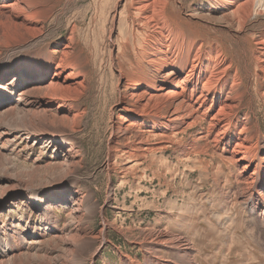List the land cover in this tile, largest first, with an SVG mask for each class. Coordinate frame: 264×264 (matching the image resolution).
Here are the masks:
<instances>
[{"label":"bare ground","instance_id":"1","mask_svg":"<svg viewBox=\"0 0 264 264\" xmlns=\"http://www.w3.org/2000/svg\"><path fill=\"white\" fill-rule=\"evenodd\" d=\"M218 1L225 10L221 19L227 21L223 31L242 33L247 20L240 12L252 11L256 0ZM61 2L0 0V54L14 47L42 46L46 24ZM167 5V0H129L128 18L132 26L135 23L134 33L142 46L131 54L137 67L131 76L123 74L121 67L117 70L124 90L118 93L120 112L110 126L104 168L112 167L113 158L124 160L123 180L129 169L135 170L151 155L174 145L185 160L209 153L226 168H236L231 182L216 168L211 174L222 202L215 230L224 236L222 246L229 252L235 250L234 254L251 260L254 244L264 250V134L259 126L247 127L251 111L242 109H252L253 101L244 103L248 85H242L243 79L255 80L256 94L263 99L258 105L264 110V28L236 55L218 38L186 30L188 21L172 17ZM186 18L191 22L196 17L189 14ZM76 30L72 23L65 38L18 61L0 58V175L8 178L0 186V216H8L0 218V264H94L106 243L111 225L91 191H80L75 180L67 184L66 179L58 181L56 189L33 187L23 181L18 165L6 154L16 144L31 150L52 149L60 160L62 177L80 166L82 158L72 135L84 116L80 100L86 94L89 59L80 48ZM196 127L199 130L183 141L187 131ZM229 183L232 190L227 188ZM234 200L236 213L246 215L250 232L246 243L230 235L235 217L228 214L227 206ZM62 207L67 214L61 222L56 210ZM94 215L102 219L95 234L86 231ZM189 224L179 221L171 231L140 230L139 245L145 250L142 264H196L198 251L184 232ZM121 263L137 264L126 256Z\"/></svg>","mask_w":264,"mask_h":264},{"label":"rangeland","instance_id":"2","mask_svg":"<svg viewBox=\"0 0 264 264\" xmlns=\"http://www.w3.org/2000/svg\"><path fill=\"white\" fill-rule=\"evenodd\" d=\"M167 1V11L172 17L188 21L186 30H195L196 34L203 37L218 38L230 45L234 53H239L241 47L247 48L254 33L264 28V9L260 6L264 0H256V6L253 5L254 9L249 13L240 12L247 23L242 33L236 35L223 31L227 21L221 19L225 10L218 0ZM128 5L129 0H62L54 10L53 19L46 24V40L41 43L42 46L14 47L0 54V58L10 57L11 61H18L27 53L44 48L47 43H56L65 38L69 26L75 23L80 48L89 59L86 94L80 100L84 116L77 124L76 133L72 135L76 151L82 158L77 171L62 177L60 160L55 155L57 153L46 147L43 150H31L16 144L6 154L8 152V157L18 165L23 181L31 186L56 189L59 186L54 185L62 179H66L67 184L75 180L76 189L93 193V201L101 209L104 220L111 225L107 228L106 243L94 264H122V256L142 264L145 250L139 245V231L149 228L171 231L179 221L190 223L184 232L198 251L194 259L196 264H264V250L259 245L252 246L251 260L234 254L235 250L231 253L222 246L224 236L219 237V230H215V223L222 215L219 208L222 202L219 185L211 180V174L216 168L222 178L231 182L230 175L237 173V170L234 167L231 170L226 168L225 163L216 156L210 157L207 153L185 160L177 152L178 146L174 145L151 155L135 170L129 169L123 180L121 177L124 175L120 172H124L121 169L123 166L126 167L124 160L113 158L110 161L112 167L105 170L110 126L117 112H120L117 107L118 93L124 90L118 82L117 70L121 67L123 74L131 76L137 69L136 59L133 60L131 54L138 45L142 46L140 38H136L134 33L135 23L132 26L128 18ZM189 14L196 17L191 22L186 18ZM244 85H248L245 95L247 100L244 103L253 101L252 109L245 106L242 109L243 112L251 111L247 127L253 129L259 126L261 134H264V110L258 105V101L263 99L256 94L258 88L254 79H243ZM196 130L199 127L187 131L183 141ZM7 179L5 175H0L2 188ZM227 188L233 189L230 183ZM233 203L236 201L227 206L228 214L235 217L230 235L246 243L250 237L245 225L246 215L236 213ZM14 212L18 216V212ZM66 214L67 210L63 207L56 210V216L61 222L65 220ZM6 217L0 216L2 220ZM28 218L32 219V216L28 215ZM101 224L100 216L94 215L86 231L95 234ZM34 227L42 231L39 224L35 223ZM243 247L248 252L244 244ZM241 250L236 249L237 252ZM225 254L231 255L230 258H223Z\"/></svg>","mask_w":264,"mask_h":264}]
</instances>
